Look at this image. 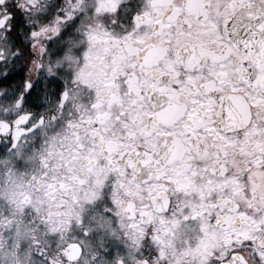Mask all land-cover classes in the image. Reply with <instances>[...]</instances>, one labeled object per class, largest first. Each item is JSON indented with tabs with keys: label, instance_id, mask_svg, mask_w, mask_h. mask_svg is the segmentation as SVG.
Returning a JSON list of instances; mask_svg holds the SVG:
<instances>
[{
	"label": "snow or ice",
	"instance_id": "1",
	"mask_svg": "<svg viewBox=\"0 0 264 264\" xmlns=\"http://www.w3.org/2000/svg\"><path fill=\"white\" fill-rule=\"evenodd\" d=\"M0 264H264V0H0Z\"/></svg>",
	"mask_w": 264,
	"mask_h": 264
}]
</instances>
